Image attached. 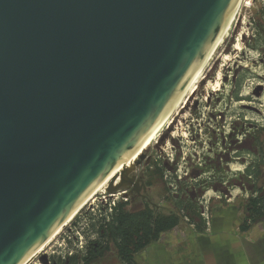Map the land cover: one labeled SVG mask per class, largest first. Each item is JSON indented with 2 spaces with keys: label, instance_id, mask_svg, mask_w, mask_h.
<instances>
[{
  "label": "water",
  "instance_id": "95a60500",
  "mask_svg": "<svg viewBox=\"0 0 264 264\" xmlns=\"http://www.w3.org/2000/svg\"><path fill=\"white\" fill-rule=\"evenodd\" d=\"M237 2L0 0V264L31 261L110 175L106 194L159 208L141 147Z\"/></svg>",
  "mask_w": 264,
  "mask_h": 264
},
{
  "label": "rangeland",
  "instance_id": "374dc122",
  "mask_svg": "<svg viewBox=\"0 0 264 264\" xmlns=\"http://www.w3.org/2000/svg\"><path fill=\"white\" fill-rule=\"evenodd\" d=\"M253 1V6L247 7L243 6V0L240 1L221 41L185 90L165 124L147 145L148 158L146 157L134 170L135 175H141L147 185L146 196L151 203L159 205L158 210L163 213H169L171 210L166 207L167 202L177 198L173 192H179L184 202L187 200L186 196L196 198L193 205L197 204L198 211L202 208L198 200L206 189L181 185L178 176L185 184H191L193 180L190 179L198 175L203 167H210L207 169L210 170L207 171L208 173L221 167L223 172L227 170L236 174L245 171V168L252 163L248 158L231 161V156L242 148L254 151L252 142L256 141V138L248 131L254 126L264 127V48L260 46L254 49L257 42L256 31L259 26H264L260 13L263 10L264 0ZM262 34L264 35V32ZM236 82L240 84L238 88V94L242 98L240 101H235L234 98ZM259 139L264 140V132L260 134ZM214 152L218 153L216 157L206 158ZM217 157H220V161L215 159ZM190 165L192 167L187 169ZM262 169V174L256 182L251 178L245 181L238 179L239 177L233 178L236 180L233 181V188L230 189L233 197L231 204L237 206L240 202L246 203L255 195L254 188L264 182V166ZM167 172L171 175L170 183L173 182L175 188L165 180L164 175ZM185 173H187L186 177H184ZM104 187L86 201L76 216L74 215L67 226L45 244L30 264H51L53 258H63L70 250L73 252L78 250L74 246L76 243L79 245L86 238L85 233L88 235L81 219L84 212L91 210L97 204L103 205L102 209H104L111 201L102 193ZM221 187L223 188L221 192H227L226 187ZM213 190H215L213 186L208 185L209 192L206 199L211 198L208 202L209 209L214 201ZM116 197L118 201H125L126 198L133 210L142 207L144 202L148 203L141 196L136 195ZM105 200L107 204H104ZM222 200L228 202L226 199ZM188 213L186 211L184 217L181 216L180 225L189 222L191 216ZM176 234L177 231L172 230L164 233L162 238ZM106 256L103 264L121 262L114 248Z\"/></svg>",
  "mask_w": 264,
  "mask_h": 264
},
{
  "label": "trees",
  "instance_id": "16d2710c",
  "mask_svg": "<svg viewBox=\"0 0 264 264\" xmlns=\"http://www.w3.org/2000/svg\"><path fill=\"white\" fill-rule=\"evenodd\" d=\"M260 13L264 20V10ZM263 29L264 26H259L256 31L257 42L254 49L260 46L264 48ZM239 85V82H236L235 101L242 100L238 94ZM250 131H248L249 134L251 133L256 138V141L252 142L255 150L242 148L240 151L236 150V154L231 156V161L234 159L246 160L247 158L251 160L252 163L245 168V171L233 174L232 171L223 172L221 167H218L203 180H193L191 184H185L182 181L181 185H191L192 188H201V190H208V185H211L215 191L221 192L223 189L221 186L232 189L233 181L238 177L244 181L251 178L253 182H256L259 175L262 174L264 166V140L260 141L259 139L260 134L264 132V127L254 126L250 128ZM217 152L212 153L209 157L206 156V158L216 157ZM215 159L220 161V157ZM207 169L210 167H203L201 170H204L203 172L210 171ZM254 189L255 195L250 197L246 203L243 202L245 214L242 230L248 229L253 224L264 222V182ZM181 196L178 192L177 198L167 202L166 207L171 209L169 213H163L158 210L159 208L155 209L146 202L142 204V207L133 210L128 200L117 201L115 205L105 206L104 209H102L103 205L93 206L91 210L84 212L81 218L88 232V235L84 232L86 238L83 248L70 256L53 258L51 264H95L105 257L112 248L122 263L138 264L135 255L150 243L157 241L162 234L177 227L181 222V216L184 217V212H189L188 214L191 216L189 222H193L199 212L197 204L193 205L196 198L186 196L187 200L184 202Z\"/></svg>",
  "mask_w": 264,
  "mask_h": 264
},
{
  "label": "crops",
  "instance_id": "0c3cea01",
  "mask_svg": "<svg viewBox=\"0 0 264 264\" xmlns=\"http://www.w3.org/2000/svg\"><path fill=\"white\" fill-rule=\"evenodd\" d=\"M243 210V202L234 206L214 199L210 225H205L198 212L193 222L172 229L177 231L175 236L162 238V234L135 260L138 264H264V222L242 230ZM106 257L97 264H103Z\"/></svg>",
  "mask_w": 264,
  "mask_h": 264
},
{
  "label": "built area",
  "instance_id": "2783aa9c",
  "mask_svg": "<svg viewBox=\"0 0 264 264\" xmlns=\"http://www.w3.org/2000/svg\"><path fill=\"white\" fill-rule=\"evenodd\" d=\"M253 2H254L253 0H243V6L244 7H247L248 5L253 6ZM262 8L264 10V5H263ZM199 165H200V163H199ZM191 167H192V165H190L187 169H190ZM186 176H187V173L184 174V177H186ZM164 178H165V180L167 182H169L171 187L175 188V186H173V182L170 183L171 182V175L168 174V172H167L166 175H164ZM177 179L180 180L181 182L183 180V179H181L180 176H178ZM190 180H195V179H190ZM213 191H215V190H213ZM208 192H209L208 190L203 192V194L201 195L200 199L198 200L199 203L202 205V208L199 211V215L201 216L203 222L207 226L210 225V223H211V214H210L211 211H210V209L208 207V202L210 201L211 198L208 197L206 199V197H207L206 195H207ZM102 193L104 195H106L108 198L111 199V201H109V203H108L109 207L115 205V203L118 201V199L116 197L117 195H123V192H117V193H114V194H106L104 190H103ZM229 193H230V195H229ZM106 196H104V197H106ZM123 197H124V195H123ZM213 197L216 200H222V199L225 200L226 199V201H228V202L232 201L231 198L233 199L232 194H231V190H229L228 192H217V191H215V194H214ZM124 200L127 201L126 198H124ZM104 204H107L106 200H105ZM84 243H85V239H83V241H81L79 243V245H77V243H76V245L74 246V247H76L75 249L81 250L83 248V246H84ZM72 253H74L73 250H70L68 253H65L64 256L65 255L70 256ZM31 261H29L27 264H30Z\"/></svg>",
  "mask_w": 264,
  "mask_h": 264
},
{
  "label": "bare ground",
  "instance_id": "6f19581e",
  "mask_svg": "<svg viewBox=\"0 0 264 264\" xmlns=\"http://www.w3.org/2000/svg\"><path fill=\"white\" fill-rule=\"evenodd\" d=\"M240 1L241 0H238V2H237V4H236V6H235V8L233 9V11H232V16H231V21H228L227 22V25L225 26V30H224V32H223V35L225 34V32L227 31V29L229 28V26H230V24H231V22H232V19H233V17H234V15H235V13H236V11H237V8L239 7V3H240ZM223 35H221V37H220V39L218 40V42H220L221 41V39H222V36ZM218 42H217V44H218ZM217 44H216V46H217ZM214 51V50H213ZM212 54V53H211ZM211 54H209L210 56H211ZM209 56V57H210ZM201 70V69H200ZM200 70H198V71H196L195 72V74H194V76H193V78L190 80V82L188 83V85H187V88L189 87V85L191 84V82L193 81V79L197 76V74L199 73V71ZM186 88V89H187ZM185 92V91H184ZM181 98V97H180ZM179 98V99H180ZM176 105H177V103H176ZM173 110L171 109L169 112H168V114H167V116L160 122V124H159V126H158V128H157V130H151V132H150V136L143 142V145H142V147H141V149L142 150H144V149H146V147H147V145L150 143V141H151V139L153 138V136L160 130V128H162V125H164L165 124V121L168 119V117L170 116V114H171V112H172ZM141 149L139 148L138 149V152L137 153H134L131 157H129V158H127L126 160H124V162H123V164H120L118 167H117V170H119L121 167H123V166H129L132 162H133V160H135V158H136V156H137V154H139V152L141 151ZM111 176V175H110ZM110 176H108L97 188H96V190L93 192V193H91L88 197H87V200L88 199H90L93 195H95L96 193H97V191H99L100 189H102L106 184H107V182H108V180L110 179ZM86 200V201H87ZM84 205V204H83ZM83 205H81V207L83 206ZM80 208V207H79ZM76 213V212H75ZM75 213H73V215L68 219V221H66L64 224H62L60 227H58L56 230H55V232H54V235L53 236H50V238L49 239H47V241L45 242V243H43L38 249H37V252L36 253H34L33 255L34 256H36L37 255V253L42 249V248H44V246H45V244H47L50 240H52L66 225H67V223L74 217V215H75ZM28 261H29V259H28ZM27 263V262H26Z\"/></svg>",
  "mask_w": 264,
  "mask_h": 264
},
{
  "label": "flooded vegetation",
  "instance_id": "af4514ba",
  "mask_svg": "<svg viewBox=\"0 0 264 264\" xmlns=\"http://www.w3.org/2000/svg\"><path fill=\"white\" fill-rule=\"evenodd\" d=\"M211 155V154H210ZM204 162V161H203ZM206 174H209L208 172H203V171H200V172H198V175H196V176H194V178L193 179H195V180H198V179H204L205 177H207V175ZM147 186V185H146ZM225 190L228 192L230 189L227 187V188H225ZM173 194H175V195H177V192H173ZM203 194V193H202ZM201 194V195H202ZM201 197V196H200ZM220 201H222V200H220Z\"/></svg>",
  "mask_w": 264,
  "mask_h": 264
}]
</instances>
